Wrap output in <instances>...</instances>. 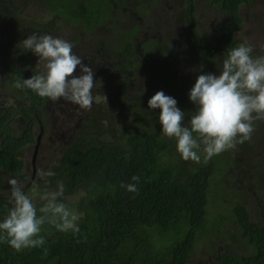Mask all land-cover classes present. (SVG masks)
Instances as JSON below:
<instances>
[{"label": "trees", "instance_id": "1", "mask_svg": "<svg viewBox=\"0 0 264 264\" xmlns=\"http://www.w3.org/2000/svg\"><path fill=\"white\" fill-rule=\"evenodd\" d=\"M124 1L0 0V20L9 17L13 22L11 37L0 44V50L8 49H3L0 58V95L14 94L22 103L8 106L0 101V174L18 176L31 185L33 179L24 174L25 149L36 145V127H43L46 134L51 128L54 130L51 118L43 119V110L50 101L27 88L16 87L21 79L40 73L38 57L20 42L33 33L52 36L50 33L74 27L101 33L114 24L118 35L133 39L140 31L139 20L132 19L134 25L120 26ZM147 2L153 4L154 12L162 8L161 0ZM179 2L180 29H187L195 40L203 64L201 74H215L218 72L215 59L219 60L228 47L240 44L237 36L243 28L240 11L243 6L250 7L253 0H204L208 7L218 8L227 18L216 26L215 40L198 33L196 0ZM133 3L141 12L144 3L141 0ZM5 6L8 12L2 15ZM32 6L42 12L45 9V13L35 20L25 17L24 10ZM169 34L170 41L161 42L150 34L146 42L147 51L156 54L159 61L155 68L164 67L166 77L154 83L152 79L141 106L130 109L132 105L125 106L124 101V111L115 115L110 108L102 112L75 111L74 120L79 126L65 141L58 138L62 148L51 169L55 175L37 183L41 189L55 190L57 182H63V202L77 213L79 233L42 231L43 246L19 252L7 242L0 243V264H191L200 250L211 254L216 264H264L262 146L255 147L248 140L237 145L238 154L235 148L206 163L203 159L199 164L184 161L176 151V142L161 133L159 110L148 109L149 99L163 91L177 100V106L185 112V124L195 112L188 99L190 89L184 94L180 89L183 82L176 68L182 55L173 47L175 33ZM203 41L221 47L217 54H210L211 63L205 62L208 45ZM253 55L261 56L264 52ZM19 119L23 120V132L16 136L9 124ZM258 126L264 129V121ZM254 136L264 141V132H256ZM134 175L141 177L138 194L121 187L130 183ZM229 177H234V182L227 183V188L225 181ZM229 187L235 191L233 202L228 198L232 196L228 194ZM254 196L259 199L254 201ZM250 202L253 207L255 203L259 206L257 216L248 210ZM7 211L0 189V219ZM220 241L224 243L223 252L216 250ZM238 244L242 254L237 251Z\"/></svg>", "mask_w": 264, "mask_h": 264}, {"label": "clouds", "instance_id": "2", "mask_svg": "<svg viewBox=\"0 0 264 264\" xmlns=\"http://www.w3.org/2000/svg\"><path fill=\"white\" fill-rule=\"evenodd\" d=\"M20 43L38 57L44 71L21 79L17 88H27L52 102L64 101L84 110L92 108L95 72L74 54L71 43L38 33ZM253 52L247 42L228 47L219 74L198 75L188 93L195 112L187 124L185 112L175 98L160 91L149 99L148 109L159 110L161 133L176 142V151L184 161L199 164L203 159L206 163L235 149L251 139L255 122L264 120V55L254 56ZM54 175L52 171L40 173L41 179ZM140 180V176L134 175L130 183L121 187L138 194ZM8 184L10 206L0 219V243L7 242L17 252L41 247L45 244L41 235L45 225L60 232L79 233V217L63 202V182L58 181L55 190L39 194V208L17 179H10Z\"/></svg>", "mask_w": 264, "mask_h": 264}, {"label": "flooded vegetation", "instance_id": "3", "mask_svg": "<svg viewBox=\"0 0 264 264\" xmlns=\"http://www.w3.org/2000/svg\"><path fill=\"white\" fill-rule=\"evenodd\" d=\"M141 2L144 3L141 12H139L137 4H134L133 0H125L123 2V15L120 26L124 28L126 24H132V19H138L141 25H148L146 30L140 25V31L133 39L131 36L125 34L118 35L120 33L117 31L115 24L110 29L105 28L104 31L101 30V33H91L87 31V28L82 27L79 28L86 31H81L74 27L60 33H50L55 38H60L71 43L73 45L74 54L79 56L86 65L93 68L96 86L93 90L94 103L91 109L102 112L110 108L112 114L115 115L116 113L121 114L128 103L132 105L130 109L140 107V101H143L144 96L149 92L155 80L166 77L164 67L155 68V63H159V61L156 54L147 51L149 44L146 43L150 34L152 38H157L163 42L162 37L159 35L161 31L157 30V28H159L158 24L156 23L154 26L151 24L153 20H159L160 16L157 15V10L154 12L153 4H149L147 0H141ZM161 2L162 12L165 17L168 11H172L173 8H175L174 11H182L181 2L180 7L176 6L171 0H161ZM16 6L17 10L20 11V4ZM31 8L32 10L30 11L31 14L29 18L33 20L39 19L41 15H43V12L45 13V9H42V12L39 8H34L33 6ZM112 17L114 18V15ZM181 17L176 16L175 24L177 25L172 30V33H175L176 37V41L174 40L175 42H173V47L182 55L181 61L176 69L177 72H179L180 81L183 82L180 89L182 90V94H184L186 90L193 87L198 75L201 74L203 64L200 58V52L194 45L195 40L192 38L191 34H188L189 32L187 29L184 31L180 29ZM225 17L224 14L222 17L223 20L216 23L212 35L205 33L207 29L205 23L203 24L198 18V33L204 37H210L212 40L217 39L216 26L226 22ZM105 30H107V32H105ZM151 30H157V32L150 33ZM178 36L181 40L177 39ZM202 43L208 45V47H206L207 56L205 62L211 63L210 54H217L221 47H212V44L210 45L205 41ZM13 46L14 45L11 47ZM4 48L0 50V58L3 56ZM222 58L223 56H220L219 60L215 59L216 69H219ZM37 66L40 73L44 71L43 63H38ZM1 67L2 63H0V68ZM42 68L43 70H41ZM177 76L175 78L178 82ZM144 83L146 85L145 89L143 88ZM176 89H178V87H176ZM136 99L138 100L135 101ZM124 101L126 102L125 106L122 105ZM61 103L62 102L57 103L55 107L49 108L53 111H56L58 106L64 109L63 104H65V102ZM51 104L50 101L47 105L49 106ZM85 111L88 112V110ZM78 126L79 125L76 123L74 128L78 129ZM80 129L85 131L83 128ZM71 134H74V129Z\"/></svg>", "mask_w": 264, "mask_h": 264}, {"label": "rangeland", "instance_id": "4", "mask_svg": "<svg viewBox=\"0 0 264 264\" xmlns=\"http://www.w3.org/2000/svg\"><path fill=\"white\" fill-rule=\"evenodd\" d=\"M180 0H173V3H175L176 6L180 7ZM197 2V10H198V18L199 21H201L203 24L205 23L206 30L205 33H208V35H212V30H214L215 25L217 22L223 20V13L219 11L218 8H211L206 5L204 0H196ZM4 5V3L2 2ZM32 8L28 7V9L24 10V16H30ZM175 8L172 9V11H168L167 16L165 17L164 13L162 12V8L159 7V10H157V15L160 16V19L155 21H152V26H154L156 23L158 24L157 30L161 31L159 35L162 37V40L164 42L170 41V35L167 32H171L174 29V27L177 25L176 22V16L181 17V11H174ZM8 12L7 7L5 6L2 12V15ZM242 20H243V28L240 33L237 34L238 40L240 43L247 42L254 48V52L263 51L264 52V0H253L250 7L243 6L240 11ZM225 19H227L225 17ZM149 24V25H151ZM141 25V24H139ZM11 26H13V22H11V19L9 17L1 18L0 20V44L5 42V38L9 39L11 37L12 30L10 29ZM145 30L148 28V25H141ZM157 30H151L152 32H157ZM156 34V33H155ZM179 35V34H178ZM63 38V37H62ZM175 39V37H174ZM177 39L181 38L178 36ZM176 41V40H175ZM4 48V47H2ZM5 51H8V49L5 47ZM43 70V68L41 69ZM143 88H146L145 83L143 84ZM14 94H1L0 95V101L1 104L5 103V105L8 106H21L22 103L17 101L14 97ZM64 102H52L51 105H46L47 108L43 110V119L47 120V118H51L53 121V128L46 134L44 131L43 136L41 137L39 147L36 151V145L28 146L25 149V153L23 156V161L25 162V172L24 174L26 176H30L32 180V184L28 185L22 178L18 176H12L10 174H0V189L2 190V195L5 197V201L7 204V209H9V197H10V186L8 184V181L10 179H17L21 185H23L24 190L26 194L33 197L34 202L37 204V207L39 208L42 206V202L39 200V194L43 191H52L49 189H41L37 183L41 181L40 173L51 171L52 167L56 164L60 157L61 148L62 145L60 144V141L58 138H61L62 140H66L69 135L71 134L72 130L74 129V133L77 132V128H74V125H76L74 120V112L77 114L78 110H84L80 109L75 105H72L70 103L65 102L63 104V107L58 106L56 108V111H53L49 107H55L57 103ZM61 103V104H62ZM264 120H258L254 124V130L251 136L250 141L255 147L262 146L263 148V158H264V141L262 142L260 139H257L254 134L256 132H264V129L259 127V122H263ZM23 120H13L9 126L10 131L16 136H21L23 132ZM39 131L41 132V128L39 127L35 128L36 137L40 135ZM53 131V133H52ZM261 141V143H260ZM0 144H1V138H0ZM235 153H240V149H235ZM264 161V160H263ZM225 165H227V161H225ZM234 177H229L227 181H225V184L228 188V185H232L234 182ZM44 179V178H43ZM228 183V185H227ZM233 189L229 187L228 194H231L232 196L228 197L231 202L234 201V196L232 194ZM77 199V196L75 197ZM76 199H74L76 201ZM254 201H257L259 198L254 196ZM252 200V199H251ZM251 206H248V210L258 215L259 206L255 203L254 207L252 203H249ZM247 208V207H246ZM255 210H254V209ZM72 210V209H71ZM73 211V210H72ZM8 212V211H7ZM74 212V211H73ZM76 215L77 213L74 212ZM56 229L55 227H52L50 225H45L42 231L50 232L51 230ZM238 252L242 254L241 249L238 244ZM216 250L218 252L224 251V243L222 241L216 243ZM223 250V251H222ZM191 264H216L215 259L211 256V254H206V251L200 250L195 253V255L192 258Z\"/></svg>", "mask_w": 264, "mask_h": 264}, {"label": "water", "instance_id": "5", "mask_svg": "<svg viewBox=\"0 0 264 264\" xmlns=\"http://www.w3.org/2000/svg\"><path fill=\"white\" fill-rule=\"evenodd\" d=\"M43 133H44V130H43V127H41V133H40V135L38 136V139H37L36 151H37V149L39 147L40 140H41V137L43 136Z\"/></svg>", "mask_w": 264, "mask_h": 264}]
</instances>
